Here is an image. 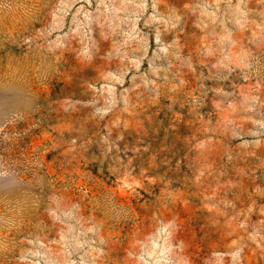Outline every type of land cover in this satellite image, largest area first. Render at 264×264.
<instances>
[{
	"label": "rangeland",
	"instance_id": "obj_1",
	"mask_svg": "<svg viewBox=\"0 0 264 264\" xmlns=\"http://www.w3.org/2000/svg\"><path fill=\"white\" fill-rule=\"evenodd\" d=\"M0 264H264V0H0Z\"/></svg>",
	"mask_w": 264,
	"mask_h": 264
}]
</instances>
